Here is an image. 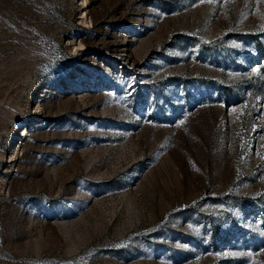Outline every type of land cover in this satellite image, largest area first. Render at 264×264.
<instances>
[{
	"label": "rangeland",
	"instance_id": "1",
	"mask_svg": "<svg viewBox=\"0 0 264 264\" xmlns=\"http://www.w3.org/2000/svg\"><path fill=\"white\" fill-rule=\"evenodd\" d=\"M0 264H264V0H0Z\"/></svg>",
	"mask_w": 264,
	"mask_h": 264
},
{
	"label": "snow or ice",
	"instance_id": "2",
	"mask_svg": "<svg viewBox=\"0 0 264 264\" xmlns=\"http://www.w3.org/2000/svg\"><path fill=\"white\" fill-rule=\"evenodd\" d=\"M233 111L235 112V111H236V109H235V108H233Z\"/></svg>",
	"mask_w": 264,
	"mask_h": 264
}]
</instances>
